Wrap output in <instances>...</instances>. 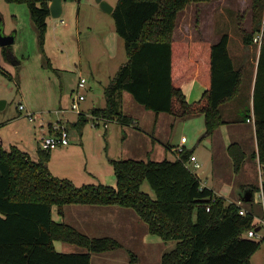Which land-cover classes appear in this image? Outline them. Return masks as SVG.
<instances>
[{
	"label": "trees",
	"instance_id": "16d2710c",
	"mask_svg": "<svg viewBox=\"0 0 264 264\" xmlns=\"http://www.w3.org/2000/svg\"><path fill=\"white\" fill-rule=\"evenodd\" d=\"M26 3L41 44L45 43L50 0H7ZM212 0H117L112 12L116 30L123 37L127 61L105 90V107H93V116L132 123L121 109L124 91L145 108L176 119L203 114L206 135L224 122L221 105L238 95L245 67L237 66L229 51L228 32L212 43L206 39H174L179 13L192 3ZM252 27L239 18L238 31L247 46L259 42L253 92L254 124L258 152L254 157L264 169V0H252ZM258 42V41H257ZM5 49L8 47L5 46ZM198 79L207 86L199 100L189 102L182 86ZM251 108H248L250 111ZM248 112L246 114L249 115ZM91 120L79 113L71 127L82 131ZM234 168L239 171L245 152L239 143L229 147ZM193 150L185 148L180 158L112 159L116 186H77L66 177L51 173L47 163L51 149L39 147L33 159L18 146L6 149L0 143V264H92V252L114 250L122 243L112 236L93 237L53 217L63 215L69 204L120 205L134 208L148 223L149 231L176 245L165 252L161 264H253L252 256L261 241L245 236L255 224L256 206L246 214L234 203L215 195L186 164ZM148 180L156 197L142 190ZM264 187V183H263ZM255 189H259L255 188ZM60 240L81 246L84 251L62 252ZM132 260L136 258L130 252Z\"/></svg>",
	"mask_w": 264,
	"mask_h": 264
},
{
	"label": "rangeland",
	"instance_id": "374dc122",
	"mask_svg": "<svg viewBox=\"0 0 264 264\" xmlns=\"http://www.w3.org/2000/svg\"><path fill=\"white\" fill-rule=\"evenodd\" d=\"M107 1L111 4L117 2V0ZM251 4L252 0H212L209 3H192L179 13L177 20L178 30L184 29L188 37L193 39H201L204 35L203 37L218 41L222 33L228 32L229 51L232 57L239 48L241 53L236 57L245 63V74L238 95L232 99L233 101H227L228 103L221 106V111L225 115H229L232 111L227 110L229 113H226L228 108L226 106L236 108L244 106L247 102L250 103L253 65L249 61L252 60L254 65L255 61L258 62L260 46L257 41L250 46L242 45L238 22L242 17L243 25L251 29L253 17ZM213 31H217L218 38L212 33ZM0 32L15 37V41L7 45V49L0 45V98L7 101L5 107L0 109L1 134L10 129L9 119L18 113L20 102L26 107L22 113L27 110L34 111L43 119L46 129L48 123L57 121L63 115L60 108L62 105L67 109L66 116L70 118L67 124L71 128V140L69 145L51 149V157L47 165L53 175L69 178L77 186L85 184L116 186L117 179L111 163L112 159L148 160L147 150L137 151L135 156L132 154L134 137L130 129L146 130L150 134V144H152L151 134H154L156 112L145 108L127 91L123 92L125 96L122 95L121 109L134 119L132 123L106 119L108 126L105 127L104 121L96 122L93 119V122L97 123L95 125L92 123V115L89 114L91 120L82 131L71 127V122L79 115L77 111L71 109L73 98L78 93L85 94L86 98L80 104V109L85 112H90L92 107H105L107 104L105 90L119 67L127 61L124 39L116 30L113 15L104 11L97 0H63L61 16L48 17L44 44L40 42L28 5L0 0ZM234 62L237 66L242 65L238 64L239 61L234 60ZM81 76L86 78V86L78 89ZM194 100L195 98H192L191 101ZM248 108L246 104L241 110L240 115L244 121ZM202 115L184 119H176L173 116L175 125L172 128L168 125L167 131L162 132L169 134L167 139L165 135L156 136L157 143L162 141L166 143L170 140L173 144H177L181 136H185L187 141L184 144L180 142V145L196 152L198 160L202 163L200 171L205 169L212 159L211 149L204 148L210 135L204 136L206 124ZM171 116L167 112L160 113L162 122H165L166 118L170 119ZM27 120L32 126L33 122ZM33 127L31 137L37 132L36 136L40 139L45 131L41 132ZM33 145L37 146L34 136ZM160 145L162 148L163 144ZM161 148L155 150L154 159L163 158L165 151L161 152ZM168 156L172 157V154L168 153ZM190 168L194 169L192 164ZM251 175L249 172H243L238 176L231 163H228L226 169L217 168L214 163L207 181L210 187H214L223 195L226 203H230L232 200H238V192H242L240 184ZM142 190L156 197L148 180H144ZM233 193L237 197L233 196ZM259 195L260 191L256 190L254 198L259 199ZM243 205L247 210L251 208L246 202ZM66 208L67 210H131L133 214L135 213L133 216H120L118 220L122 225L127 226L132 222L136 228H139L138 231L134 228L138 232V239L130 241V238L127 240L123 238L124 246L99 253L92 252L94 253L92 264H161L162 255L173 249L176 244L175 240L167 241L160 235L150 232L148 223L140 218L134 208L89 204H69ZM256 210L258 216L263 218L261 207ZM110 218L112 222L116 220L113 215ZM261 233L264 234V229ZM130 252L136 256L134 260ZM252 263L264 264V241H261L259 249L253 254Z\"/></svg>",
	"mask_w": 264,
	"mask_h": 264
},
{
	"label": "crops",
	"instance_id": "0c3cea01",
	"mask_svg": "<svg viewBox=\"0 0 264 264\" xmlns=\"http://www.w3.org/2000/svg\"><path fill=\"white\" fill-rule=\"evenodd\" d=\"M50 2H51V0H50ZM207 3H209V2H207ZM113 5L115 6V4H113ZM212 33L215 35L216 38H218L217 31H213ZM203 36L204 35H202L201 39L209 40L212 43L217 42V41H213V40H211L207 37H203ZM229 36H230V34H229ZM173 37L176 40L193 39V37H188V34L184 29H181V31H179L178 25H176V27H175ZM219 39H217V40H219ZM242 45L244 47H246L245 44H243V41H242ZM238 49L239 48H237L235 50L234 56H233L234 58L233 57L232 58L235 61H239L238 64L240 63V64H242V66H244L246 68L245 63L244 62L242 63L240 61V58L238 59L236 57V55L241 53L240 50H238ZM249 62H251L253 65V73L251 75L250 94H249L250 103H248V102L246 103L247 108H248V106L251 108V110L248 111L250 114L247 115V117H245V121H244L243 117L240 114H241V110L244 108V106H246V104L244 106L243 105L239 106V107L237 106L236 108L231 107V106H226V107H228V108H226V113H229V112H227V110H229V111L232 110V111L229 113V115L228 114L225 115L224 112L222 111L224 122L210 136L206 135L204 133V136H209L206 147L204 146V148L206 149L208 147L209 149H211L210 156L212 159L208 162V166L205 169H203V171L201 172V174H202L201 179H202V182L205 186H208L209 188H211L214 191L215 195H219V196L223 197V195L218 193L214 189V187L212 188L209 186L207 180L210 177L212 166H214V163H215L217 168L223 167L226 169L228 163H231V165L234 168L233 156L230 153L229 147L233 143H239L241 145L242 149L244 150L246 157H245V160L243 162L241 169L239 171H236L234 168V170L236 171L238 176L240 174H242L243 172H249L250 175H251V173L253 175H251L250 178H248V179H244L245 181L240 184L242 188L241 187H239V188L242 189V192L241 191L238 192V194H239L238 200H244L245 201L246 198L250 197V199H253L254 205L258 208L259 206L261 207V204L257 201L258 199L256 200L254 198V192L256 190H259V189H255V188H258V186H260V182H259L258 177H259V170L261 168V163L259 162V159L257 157H254L255 153L258 152V142H257L256 131H255V124L252 121L254 118L253 92H254L255 79H256V73H257V63L258 62L255 61V65L253 64L254 62L252 60H250ZM182 88H183V91H184L186 98L189 102H193V101H191L192 98H195L194 101L199 100L202 97V95L204 94V92L207 90V86L198 79H193V80L185 83L182 86ZM123 95L125 96L124 93H123ZM199 96H201V97L199 98ZM230 101H233V100L231 99L228 102H230ZM228 102H226V103H228ZM20 103H23V102H20ZM226 103H224L222 105H225ZM60 108L65 109V106L61 105ZM92 108H91V110H92ZM83 112H85V111H83ZM88 112H85V113L88 115L89 114L92 115L91 111L89 113ZM233 113H234V115H233ZM202 116L204 117V121H205V116L204 115H202ZM248 118H250L251 120H248ZM27 119H29V118L24 113H22V111L19 110V108H18V113L16 115L10 117V119H9L10 121H9L8 125H9L10 129L5 130L2 134L0 133V143L3 147H6V148L7 147L10 148L11 146H14V145L18 146L20 149L29 153V155L33 159L34 158L37 159L38 150L40 147V145H39L40 139L36 136L37 132L35 134L33 133V136L37 140V146L33 145V136L31 137V132H32V129L34 131L33 126H35V128H37V129H39L41 132L43 130L37 123L35 124L34 122H33V125L30 126L28 124ZM93 119L95 120L94 116L92 115V123L94 121ZM174 119L175 118L172 115L170 119L166 118L165 122L164 121L162 122L161 117H160V113H159V115H156L155 126L153 128L154 134H151L153 136L152 141H151L152 144H150V138H149L150 134H148L146 130H140V129H136V128L130 129V131L134 137V144L132 146L133 147L132 154H134V156H135L138 152H144V150H147V155L149 157L148 159H154V156H155L154 152L157 148L158 149L161 148L160 144L162 143L163 145L161 148V152L165 151L163 153L164 156L162 159L168 158V159L173 160V159L177 158V147L180 146V142L182 143V137L183 136H181V139L179 140V142L177 144L171 143L170 140H167L166 143L163 141L161 143H157L158 138L156 137L158 135H163V136L165 135L164 137L167 139V136L169 134H167L166 132H165V134H163L162 132L164 130L167 131V128L169 127L168 125H170L171 128L175 125ZM30 122L32 123V121H30ZM245 122H246V124H245ZM166 123H167V125H166ZM37 129H35V130H37ZM205 129H206V125H205ZM163 148H164V150H163ZM32 152H33V154H32ZM168 153H171L172 157H169ZM193 154H195L197 156V154L194 150H193ZM33 155H36V156H33ZM249 157H250V159H249ZM214 158H216V159H214ZM162 159H158V160H162ZM197 159H199L198 156H197ZM154 160H157V159H154ZM257 178H258V181H257ZM203 180L205 181V183ZM233 196H236V195H234V193H233ZM232 201H234V200H232ZM245 202L247 203V201H245ZM249 205H251V204H249ZM66 207L67 206H65V210H64L63 215H60L57 210H53L54 219H56L58 221H64L66 223H69V224L75 226L76 228H78L80 231H82V232H84L90 236H93V237L112 236V237L118 239L120 242H122L123 246L125 245L123 238H124V240H125V238H126V240L130 238V241H133V240H137L139 237L138 232H137L139 230V228H136L132 222H131V224L129 223V224H127V226H125V225L121 224L120 220H118V218H120V216H123V217L128 216V215L133 216L135 213L133 214V212H131V210H67ZM76 209H78V208H76ZM261 209H262V207H261ZM115 214H117V215H115ZM112 215L115 216V219H116L113 222L111 221L112 218H110V217H112ZM107 216H110V217H107ZM135 216H137V214ZM257 216H258V214H257ZM134 228H136L137 231ZM142 231H144V228H142ZM55 246L59 251H62V252H80V251H82L81 246L79 247L76 244H73L70 242H64V241H60V240L55 241ZM93 254L94 253H92V257H93Z\"/></svg>",
	"mask_w": 264,
	"mask_h": 264
},
{
	"label": "built area",
	"instance_id": "2783aa9c",
	"mask_svg": "<svg viewBox=\"0 0 264 264\" xmlns=\"http://www.w3.org/2000/svg\"><path fill=\"white\" fill-rule=\"evenodd\" d=\"M256 41L260 42L261 40V35L257 36L255 38ZM86 78L84 76L80 77L79 83H78V89H81L83 87L86 86ZM85 94L84 93H78L72 100V104H71V109L75 110L79 113L82 112V110L80 109V104L82 100H85ZM26 109L25 105L20 103L19 104V110L24 111ZM66 108L65 109H61V112L63 114V116H61L57 121L55 122H50V124L48 123L47 129L45 128V123L43 121V119L39 118V116H37L35 114L34 111L31 110H27L24 114L29 118L30 121L34 122L35 124L37 123L43 131H45L44 134L41 135L40 140H39V145L42 149H52L54 147L57 146H63V145H68L70 143V135H71V128L69 127V125L67 124V122L70 121V119L68 118V116H66ZM95 121L96 122H101L104 121V125L105 127L108 126V122L106 120V118L104 117H97L94 116ZM64 119V120H62ZM248 120H251L250 118H248ZM254 122V118L252 120ZM95 125L97 123L93 122ZM187 138L185 136L182 137V143L184 144L186 142ZM185 147L184 146H178L177 147V158L181 159V154L184 151ZM187 166L190 168V164L193 165L194 169H191L194 173H196L200 179L201 177V172L200 168L202 167V163L197 159V156L195 154H191L189 159L186 162ZM263 168L261 165V168L259 170V182H260V186H259V191H260V195H259V199L257 200L262 207V211L264 213V187H263V183H264V176H263ZM202 180V179H201ZM202 185L204 186L203 182ZM219 195H214L210 198L211 202L207 205V210L210 211L211 210V204L214 203L217 199ZM230 203H234L237 206H239L240 208V213L241 214H246L248 212V210L244 207V200H238V201H231ZM255 224L254 226L247 230V232L245 233V236L249 237V238H254L256 240L259 241H264V234L261 233V230L264 229V217H258L257 214L255 213ZM260 227L259 229H257V227Z\"/></svg>",
	"mask_w": 264,
	"mask_h": 264
},
{
	"label": "water",
	"instance_id": "95a60500",
	"mask_svg": "<svg viewBox=\"0 0 264 264\" xmlns=\"http://www.w3.org/2000/svg\"><path fill=\"white\" fill-rule=\"evenodd\" d=\"M101 8L108 12L112 13L114 10V5L108 2L107 0H97ZM63 12V0H51L50 2V13L53 17H59L61 16ZM15 41L14 35H4L2 32H0V45L1 46H7ZM7 101L5 99L0 98V109H3L6 105ZM202 177V175H201ZM250 197L246 198L245 201H248ZM260 227L258 226L257 229Z\"/></svg>",
	"mask_w": 264,
	"mask_h": 264
}]
</instances>
